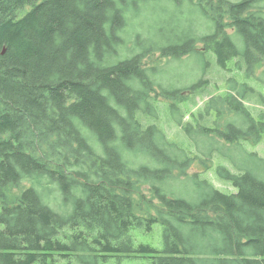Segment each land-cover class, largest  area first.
I'll use <instances>...</instances> for the list:
<instances>
[{"label": "trees", "instance_id": "trees-1", "mask_svg": "<svg viewBox=\"0 0 264 264\" xmlns=\"http://www.w3.org/2000/svg\"><path fill=\"white\" fill-rule=\"evenodd\" d=\"M151 1L0 0V264H264V94L239 79L264 87V0H172L211 32L171 18L128 47ZM211 55L232 76L200 107ZM191 56L197 82L158 77ZM157 224L164 249L136 245Z\"/></svg>", "mask_w": 264, "mask_h": 264}, {"label": "rangeland", "instance_id": "rangeland-1", "mask_svg": "<svg viewBox=\"0 0 264 264\" xmlns=\"http://www.w3.org/2000/svg\"><path fill=\"white\" fill-rule=\"evenodd\" d=\"M233 1L239 2L242 0H233ZM260 5L261 7L264 8V1H262ZM171 18L182 19L186 23L187 27L193 29V32L197 34L202 35L211 32V29L209 28L210 20H208L196 7L190 5L189 3H183L182 5H177V4L175 5L172 0H155V1H151V3H149L148 6L144 8V10L140 13V17L137 22L131 18V21L133 23L131 22L132 26L129 29L128 47H132L133 41L135 40L138 34H141L142 40L147 38V32L149 31L146 28H148L149 25L156 30L160 27H163L165 24L174 25V23H168ZM142 22L144 23V25H142L143 24ZM156 30H152L154 33L153 35H157L156 37H153V39L155 40V42L159 43L162 36L158 33V30L157 32ZM233 38L238 43V45L242 44L241 38L236 33L233 34ZM159 58H160V54L156 52L155 55H153L150 59L149 57L146 58V60L148 61L147 62L148 64L153 65L155 64V61L157 62L159 61ZM165 61L166 60L164 59L162 63L164 64ZM210 61L212 65L205 77L210 80L211 84L205 87L201 93L202 95H199L196 98V104L200 107L209 98V96L223 91L225 89L224 85L226 78L232 76L228 72L219 69L217 64V59L214 55L210 56ZM165 66L166 69L171 66L169 68L170 70L162 73V75H159L158 77L160 79L164 80L167 84H174L177 87H188L193 83L197 82L200 78H202V70L205 67V63L204 61L201 60L200 57L191 56V57H185L180 61L171 62L168 65L165 64ZM239 79L242 81L249 82L250 84H252V86L256 87L258 91L264 94V87L257 85L255 82L246 80L245 78H239ZM248 104L254 105V102H249ZM262 108L264 109V107H261L260 105H255L253 106L252 110L256 114H258ZM163 125L165 126V130L168 133V135L171 136V138L178 141L185 140V138L183 137L179 128L176 125L173 124L169 125L165 121L163 122ZM251 150L257 152L261 157L264 158V139L258 146H256L254 149ZM193 172L194 170L190 171V173ZM211 180L218 189L222 191H230L227 185L217 180L214 176H211ZM179 181L170 182V185L169 187H167V189L168 188L169 190L178 189V191H184V192L185 190H187L189 195L191 196L193 194L191 190L192 186H190L187 183V180H179ZM162 232L163 229L161 224H157L154 226L153 231L151 233H144L140 229H135L133 230L132 235L135 239L136 245L150 244L159 251H162L164 249ZM152 263H153L152 260L149 258L131 257V258H125L121 262H118L116 258L111 259L108 264H152ZM56 264H66V261L62 259H57Z\"/></svg>", "mask_w": 264, "mask_h": 264}, {"label": "water", "instance_id": "water-1", "mask_svg": "<svg viewBox=\"0 0 264 264\" xmlns=\"http://www.w3.org/2000/svg\"><path fill=\"white\" fill-rule=\"evenodd\" d=\"M6 52V50L4 49V52H3V54Z\"/></svg>", "mask_w": 264, "mask_h": 264}]
</instances>
